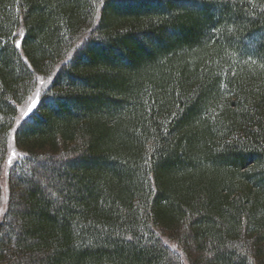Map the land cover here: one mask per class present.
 Masks as SVG:
<instances>
[{
	"label": "trees",
	"instance_id": "1",
	"mask_svg": "<svg viewBox=\"0 0 264 264\" xmlns=\"http://www.w3.org/2000/svg\"><path fill=\"white\" fill-rule=\"evenodd\" d=\"M12 131L0 264H264V0H0Z\"/></svg>",
	"mask_w": 264,
	"mask_h": 264
},
{
	"label": "rangeland",
	"instance_id": "2",
	"mask_svg": "<svg viewBox=\"0 0 264 264\" xmlns=\"http://www.w3.org/2000/svg\"><path fill=\"white\" fill-rule=\"evenodd\" d=\"M49 83V81H46L44 79H39L37 81V85L34 88L33 92L31 93L30 96H28V98H26V100L19 106L18 108V119H17V123L14 126L13 129L16 128V126L18 125V122L25 116L27 115L30 111L29 108H33L32 106L35 105L38 101L40 92L44 89V87ZM13 131L10 133L9 136V141H8V151H7V156L6 159L3 163V167H2V178H1V182H0V188H1V193H2V210L4 211V206L6 203V195H7V183H6V178H7V171L8 168L10 166V163L17 158L18 153L17 151L14 149L13 146V141H12V135Z\"/></svg>",
	"mask_w": 264,
	"mask_h": 264
},
{
	"label": "snow or ice",
	"instance_id": "3",
	"mask_svg": "<svg viewBox=\"0 0 264 264\" xmlns=\"http://www.w3.org/2000/svg\"><path fill=\"white\" fill-rule=\"evenodd\" d=\"M15 47H16V48H20V47H21L20 43H16V44H15ZM34 106H35V105H33L32 107H34ZM31 110H32V108L30 107V108H29V111H31Z\"/></svg>",
	"mask_w": 264,
	"mask_h": 264
}]
</instances>
